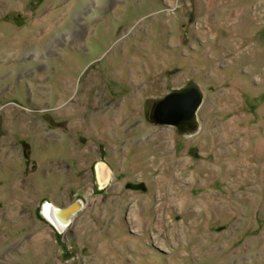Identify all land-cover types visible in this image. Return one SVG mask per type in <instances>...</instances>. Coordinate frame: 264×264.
<instances>
[{
    "label": "rangeland",
    "instance_id": "rangeland-1",
    "mask_svg": "<svg viewBox=\"0 0 264 264\" xmlns=\"http://www.w3.org/2000/svg\"><path fill=\"white\" fill-rule=\"evenodd\" d=\"M0 264H264V0H0Z\"/></svg>",
    "mask_w": 264,
    "mask_h": 264
},
{
    "label": "water",
    "instance_id": "water-1",
    "mask_svg": "<svg viewBox=\"0 0 264 264\" xmlns=\"http://www.w3.org/2000/svg\"><path fill=\"white\" fill-rule=\"evenodd\" d=\"M202 102L200 86L192 81L157 102L153 106L151 119L159 124L174 126L188 135L199 125L197 113Z\"/></svg>",
    "mask_w": 264,
    "mask_h": 264
},
{
    "label": "bare ground",
    "instance_id": "bare-ground-1",
    "mask_svg": "<svg viewBox=\"0 0 264 264\" xmlns=\"http://www.w3.org/2000/svg\"><path fill=\"white\" fill-rule=\"evenodd\" d=\"M52 211H53V213H56L57 215L64 216L63 219H62V221H60V220L58 221L56 219H51V221H52V223L54 225H56L57 227H61V228H65L69 224L70 219L73 216V214H72L73 213V210H71L69 212H66V211H61L60 209L53 208Z\"/></svg>",
    "mask_w": 264,
    "mask_h": 264
},
{
    "label": "flooded vegetation",
    "instance_id": "flooded-vegetation-1",
    "mask_svg": "<svg viewBox=\"0 0 264 264\" xmlns=\"http://www.w3.org/2000/svg\"><path fill=\"white\" fill-rule=\"evenodd\" d=\"M52 207H51V209H49V210H47V212H46V214H47V217H48V219L51 221V219H56V220H60V221H62V219H63V217L64 216H62V215H57L56 213H53V211H52ZM55 209H58V208H55ZM72 218V217H71ZM52 222V221H51Z\"/></svg>",
    "mask_w": 264,
    "mask_h": 264
}]
</instances>
